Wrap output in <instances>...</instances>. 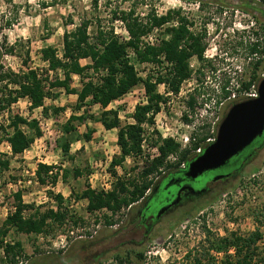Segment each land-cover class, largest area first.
<instances>
[{
    "label": "rangeland",
    "instance_id": "374dc122",
    "mask_svg": "<svg viewBox=\"0 0 264 264\" xmlns=\"http://www.w3.org/2000/svg\"><path fill=\"white\" fill-rule=\"evenodd\" d=\"M179 8L193 23L192 30L205 31L207 61L199 68L195 59L190 60L191 78L181 86L178 94L158 85L157 90L166 102L161 103L154 125L144 126L143 153L154 155L153 143L161 141L162 135L170 138L169 134L184 149V138H189L198 127L199 131L206 130L209 137L214 138L228 109L246 98V92L237 90L241 82L251 77L258 58L261 64L256 74L259 81L264 77V53H257L258 58L249 54L250 44L256 39L258 49L264 48V5L261 0H97L96 6L92 0H0V41L6 38L7 44L13 46V54L4 56L3 65L13 72L27 68L45 69L46 63L42 62L39 51L50 46L61 54L64 32L74 30L83 20L91 21L88 29L91 35L98 24L102 28H113L125 37L123 27L113 13L134 9L143 17L151 10L161 15ZM162 35V30H155L147 41L157 43ZM135 65L142 79L153 69L150 65ZM197 68L200 72H195ZM49 75L51 79L55 77L53 73ZM57 75L61 76V72ZM72 86L80 88L78 76H73ZM141 87L139 84L109 105L108 109L118 111L121 125L133 122L131 114ZM223 87L230 92L226 99L222 98ZM254 91L251 87L248 92ZM46 92L49 95L45 98V106L50 109L46 117L41 116L40 110L29 111L27 100H19L11 108L13 115L37 120L42 137L23 154L14 157L10 155L8 144L0 142V154L10 158L9 169L0 171V225L14 210L16 190L10 184L22 178L25 169L36 163L53 165L60 175L55 184L34 183L21 189L24 203L33 207L25 211V217L55 209L56 201L50 197L56 194L62 195L61 208L67 215L62 223H53L44 234L35 236L11 230L5 240L8 243L18 241L22 245V254L15 260L16 264H118L115 256L132 258L134 255H128L129 251L143 252L145 257L142 263L131 264H192L194 256L206 252L213 239L231 232L249 233L257 228L253 215L264 217V146L214 197L200 199L164 217L147 235L142 228L135 227L137 204L116 214L88 212L87 200H77L76 196L91 185L95 190H102L112 184L110 178L114 177L109 164L112 157L120 153L116 144L117 131H106L100 123L87 120L85 125L93 131L89 142L81 139L87 129L83 126L81 132L72 137L63 135L61 125L71 114L76 97L67 96L58 89L47 88ZM190 94L195 98L193 110L188 107ZM52 108H64L65 111L55 115ZM87 109L94 117L101 110L98 105ZM7 124L8 114L3 113L0 115V137H4ZM23 130L28 135L33 134L26 127ZM69 137L71 151L69 155H63L56 143ZM144 160L128 158L115 168V172L136 179L145 168ZM174 161L175 158L169 157L165 164ZM74 169H78L81 176L75 177ZM63 170L67 172L64 174ZM163 175L166 171L155 175V182ZM140 241L141 247H133ZM188 252L190 257L186 258ZM214 256L216 261L223 258L222 255Z\"/></svg>",
    "mask_w": 264,
    "mask_h": 264
},
{
    "label": "trees",
    "instance_id": "16d2710c",
    "mask_svg": "<svg viewBox=\"0 0 264 264\" xmlns=\"http://www.w3.org/2000/svg\"><path fill=\"white\" fill-rule=\"evenodd\" d=\"M92 2L97 5V0ZM261 2L264 5V0ZM113 17L122 22L127 33L126 37L118 35L113 28H102L98 24L96 31L91 35L88 30L91 21L83 20L74 30L64 32L60 55L50 46L39 51L42 62L46 63V68L43 70L27 68L24 71L13 72L5 69L3 58L5 55L13 54V46L7 44L6 38L0 41V115L8 114V124L4 128L5 134L4 137H0V142L8 144L11 157L23 154L36 139L42 137L37 120L13 115L11 108L19 100H27L29 111L40 110L41 116L46 117L50 110L45 106V98L49 95L46 92L47 88L62 90L65 95L76 97L71 114L61 125L63 135L74 136L78 133L77 127L86 124L87 120L100 123L106 131H117L116 144L120 153L114 155L109 164V170L114 177L110 190H95L87 187L80 196H76L77 200H87V211L90 213L107 211L116 214L139 203L145 199L155 183V175L161 174V171H166V174L171 176L185 173L188 163L199 155L196 149L203 144L207 145L205 140L210 135L206 130L199 131L198 127L189 135V144L184 149H181V145L174 139L166 138L153 143L152 148L156 149L154 155H144L143 142L146 131L144 126L154 125V118L161 111V103L166 102L157 90L158 85L165 86L170 93H179L181 86L191 78L190 60L195 59L199 68L207 61L204 42L206 33L204 30H192L193 23L188 21L180 8L170 9L161 15L151 10L143 17L136 14L134 9H129L115 12ZM155 30H162L163 35L156 40L157 43H150L147 39ZM256 34L254 33L255 36ZM257 41L256 39L250 44L249 54L252 57H256L257 53H264V48L258 49ZM258 59L253 64L251 77L248 81L240 83L238 92L247 93L251 87L256 89L260 78L256 71L261 64V59ZM82 61L86 63L82 64ZM135 64L150 65L153 68L152 72L142 79ZM199 68L195 72H200ZM58 72H61V76L57 75ZM50 73L55 75L53 79ZM73 76L79 77L78 89L72 86ZM139 84L144 87L147 102L134 107L131 114L133 122L121 125L118 111L108 107ZM221 91L223 99L230 96L226 87ZM218 103L219 101H216V104ZM194 104L195 98L190 94L188 101L190 110L194 109ZM95 105L101 109L97 117L89 115L87 109ZM51 111L58 115L65 109L52 108ZM23 127L31 130L33 134L25 133ZM0 128L2 129L1 126ZM86 128L81 134V139L89 142L93 131ZM70 137L60 139L56 143L63 155H69L72 143ZM263 146L264 135L246 148L241 169ZM169 157L175 158V161L165 164ZM128 158L145 159V168L136 179L127 178L125 174L120 176L115 172V168ZM9 165L10 158L0 154V171H7ZM161 168L163 170L160 171ZM65 172L67 171L63 170L64 174ZM59 175V171L55 172L53 165L38 163L36 177L40 185L55 184ZM73 175L78 178L81 172L74 169ZM160 197L161 192L155 194V199ZM50 198L56 201L55 209H47L43 213L34 212V215L25 217V211L33 207L24 203L22 190H17L13 194L14 210L6 215L0 225L1 263L16 264L15 260L22 254L20 242L8 243L5 240L11 230L36 236L48 232L53 223H62L65 220L67 211L61 208L64 200L62 195H51ZM253 218L257 224L255 230L246 234L231 232L213 239L206 252L194 256L192 264H264V232H262L264 217L253 215ZM108 224L112 223L108 222ZM214 254L222 255L223 258L216 261ZM206 256L208 258L205 260ZM185 257L189 258L190 253H186ZM115 259L118 264H131L142 263L145 257L143 252H138L132 258L127 255H116Z\"/></svg>",
    "mask_w": 264,
    "mask_h": 264
},
{
    "label": "flooded vegetation",
    "instance_id": "af4514ba",
    "mask_svg": "<svg viewBox=\"0 0 264 264\" xmlns=\"http://www.w3.org/2000/svg\"><path fill=\"white\" fill-rule=\"evenodd\" d=\"M246 148L220 168L207 171L195 180L185 178V173L179 176L164 175L154 183L145 199L136 203L135 219L138 222L135 227L142 228L144 234L147 235L152 227L164 217L200 199L214 197L224 184L239 175L242 163L245 160ZM159 192H161V197L155 199V194ZM154 207H158V210L155 211ZM161 210L162 212L157 216ZM141 244L140 241L133 244V247H141ZM135 253L137 252H127L128 255H134Z\"/></svg>",
    "mask_w": 264,
    "mask_h": 264
},
{
    "label": "water",
    "instance_id": "95a60500",
    "mask_svg": "<svg viewBox=\"0 0 264 264\" xmlns=\"http://www.w3.org/2000/svg\"><path fill=\"white\" fill-rule=\"evenodd\" d=\"M263 133L264 77L257 84L256 97L234 103L228 109L217 128L214 141L188 163L185 178L195 180L207 171L220 168Z\"/></svg>",
    "mask_w": 264,
    "mask_h": 264
},
{
    "label": "built area",
    "instance_id": "2783aa9c",
    "mask_svg": "<svg viewBox=\"0 0 264 264\" xmlns=\"http://www.w3.org/2000/svg\"><path fill=\"white\" fill-rule=\"evenodd\" d=\"M119 24L122 25L123 31L127 35L122 22H119ZM150 39L151 38H149V40ZM150 43H152V42H150ZM245 96L248 97V98H254V97L257 96V92H256V90L254 92H248V93H245ZM136 99H137V101L135 103L136 105H143V104H145L147 102V97H146V93H145V90H144L143 86L140 88L139 94L136 97ZM162 136H163V139L169 138V137H167L168 135H162ZM169 136H170V138L173 139V137L170 134H169ZM213 141H214V138L213 137H209L208 139L205 140V143L208 145V144L212 143ZM188 144H189V138H184V143L182 144V147L185 148V147L188 146ZM204 145L205 144H203L202 146L198 147V149H196V153H201V151L204 148ZM155 152H156V149H155ZM37 165H38V163L34 164L32 167H28L27 169H25V171H24L25 174L23 175V177L18 179V180H16L15 183L10 184L11 187L14 188V190L17 191V190H21L23 188H28L34 183L37 184L38 183L37 177H36ZM110 179L114 180V178H110ZM110 187H111V185L107 186V187H102V190L103 191H108V190H110ZM91 188L95 189L92 185H91ZM43 198L47 199L46 196H44Z\"/></svg>",
    "mask_w": 264,
    "mask_h": 264
},
{
    "label": "crops",
    "instance_id": "0c3cea01",
    "mask_svg": "<svg viewBox=\"0 0 264 264\" xmlns=\"http://www.w3.org/2000/svg\"><path fill=\"white\" fill-rule=\"evenodd\" d=\"M28 104H29V103H28ZM86 123H87V121H86ZM81 126H83L84 128L87 127L85 124H84V125H81ZM81 126L77 127L78 133L81 132V131H80ZM110 131H112V130H110ZM71 145H72V144H71ZM71 145H70V147H71ZM9 150H10V148H9ZM70 151H71V149H70ZM70 151H69V154H70ZM48 165H49V164H48Z\"/></svg>",
    "mask_w": 264,
    "mask_h": 264
},
{
    "label": "clouds",
    "instance_id": "9594fccd",
    "mask_svg": "<svg viewBox=\"0 0 264 264\" xmlns=\"http://www.w3.org/2000/svg\"><path fill=\"white\" fill-rule=\"evenodd\" d=\"M255 90H256V92H257V86H256V89H255ZM246 98H248V97H246ZM244 100H245V99H244ZM214 139H215V136H214ZM206 146H207V145H205L204 148H205ZM204 148H203V150H204ZM203 150H202V151H203ZM202 151H201V152H202ZM197 154H200V153H197Z\"/></svg>",
    "mask_w": 264,
    "mask_h": 264
}]
</instances>
